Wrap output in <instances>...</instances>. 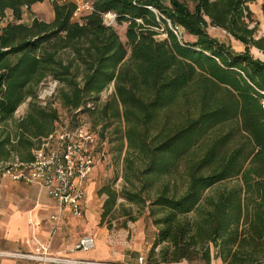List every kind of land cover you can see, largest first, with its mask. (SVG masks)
I'll return each instance as SVG.
<instances>
[{
  "label": "trees",
  "instance_id": "obj_1",
  "mask_svg": "<svg viewBox=\"0 0 264 264\" xmlns=\"http://www.w3.org/2000/svg\"><path fill=\"white\" fill-rule=\"evenodd\" d=\"M45 1L53 21L24 24V10ZM87 1L92 12L73 21V3L0 0V164L32 162L54 132L58 112L37 102L45 80L58 82L57 101L72 113L95 109L113 85V102L101 113L125 125L124 182L140 179L142 190L160 184L148 205L157 233L147 264H211L214 257L264 264V62L250 54L264 53V38H254L257 25L249 28L255 0H193L192 11L184 0ZM107 12L127 24L126 45L103 23ZM261 13L264 22V0ZM167 22L195 42L179 41ZM208 27L226 31L244 51L209 37ZM160 29L166 38L157 41ZM61 51L71 59L61 60ZM28 99L25 116L13 121ZM180 166L185 190L177 195L172 176ZM142 190L121 197L145 206ZM99 194L106 195L103 221L120 196L109 187Z\"/></svg>",
  "mask_w": 264,
  "mask_h": 264
},
{
  "label": "crops",
  "instance_id": "obj_2",
  "mask_svg": "<svg viewBox=\"0 0 264 264\" xmlns=\"http://www.w3.org/2000/svg\"><path fill=\"white\" fill-rule=\"evenodd\" d=\"M261 5L262 0H255V3L249 5V10L252 13H261ZM29 11L34 14L45 11L53 13L48 1L31 6ZM26 12L25 9L24 13ZM10 14L11 12H7V16ZM30 23L24 24L29 25ZM187 36L188 42H195L194 37ZM102 170V167L97 165L86 180L81 219L75 218L69 211H61L58 204L46 194L44 189L13 182L8 176L0 174V252L70 261L114 262L117 264H136L138 257H145L153 246L157 231H154L153 237L145 244L144 240L142 243L139 242L141 240L132 243L130 250L137 253V258L126 255L122 249L123 243L117 240L112 241L107 235L105 242L108 251L104 254H97L95 251L82 253L74 250L81 237L95 234L99 238L103 233L106 234L104 228L100 226L102 203L96 193L103 183ZM53 217L55 220L52 219ZM98 238L97 243H100ZM219 263L222 264L220 261ZM0 264L56 263L53 261L40 262L29 258H0Z\"/></svg>",
  "mask_w": 264,
  "mask_h": 264
},
{
  "label": "built area",
  "instance_id": "obj_3",
  "mask_svg": "<svg viewBox=\"0 0 264 264\" xmlns=\"http://www.w3.org/2000/svg\"><path fill=\"white\" fill-rule=\"evenodd\" d=\"M55 1L59 4L73 3L75 11L72 18L77 21L92 12V4L87 0ZM145 1L147 0H132V3L136 5ZM158 1L166 5V0ZM145 8L154 13L156 17H160V12L154 7ZM102 20L108 27L117 25V16L113 12L103 14ZM137 22L140 23V21ZM167 23L173 35L179 39L181 28L172 27L169 22ZM41 87L43 92L37 97L38 105L42 108L49 106L57 111L61 107L56 102L58 82L48 78L39 88ZM29 102L30 99L26 100L25 103ZM261 106L264 111V98L261 101ZM88 108L94 110L93 105H88ZM80 113V110L74 113L77 118L71 126L61 124L59 120L56 122L54 132L42 139L39 147L32 151V162L21 163L15 159L12 162L0 164L1 175L8 176L13 182L44 189L46 194L58 204L61 211H69L77 219L83 217L82 199L85 193L86 180L93 173L99 161L104 159V153H100L99 150L100 144L96 131L83 119H80ZM52 219L55 220L54 217ZM94 248L95 239L91 236H84L78 240L74 250L87 253ZM0 258H29L40 262L53 261L56 264H117L114 262L70 261L3 252H0ZM136 264H147V259L140 256Z\"/></svg>",
  "mask_w": 264,
  "mask_h": 264
},
{
  "label": "rangeland",
  "instance_id": "obj_4",
  "mask_svg": "<svg viewBox=\"0 0 264 264\" xmlns=\"http://www.w3.org/2000/svg\"><path fill=\"white\" fill-rule=\"evenodd\" d=\"M189 9L192 11L194 8L193 0H184ZM50 3V2H49ZM167 6V1L165 2ZM51 4V3H50ZM52 7V6H51ZM28 10L23 15L24 23H30L33 20H38L44 23H51L53 21V13H47V11L43 13H29ZM84 15V13H82ZM253 24H249V28H253L256 26L255 39L264 38V22L262 13H252ZM73 21H77L73 19ZM169 27V25H168ZM115 32L117 33L120 41L123 45H126L127 40L125 37L127 24H119L113 26ZM181 35L179 37V41L188 42V36L181 29ZM159 35L157 36V41H162L166 38L163 29L158 30ZM206 33L209 37L217 40L220 43L225 44L230 47L236 53H242L244 51V46L239 42L235 41L226 31L222 29L208 27L206 29ZM250 54L254 59L260 60L264 62V53L255 49H250ZM59 58L64 62L71 59L68 51H61L59 53ZM61 90L60 88L57 90V93ZM43 89L42 87L37 89V95H42ZM58 96L56 95V102H58ZM58 100V101H57ZM113 102V85H110L101 95L100 100L97 103L95 109L93 111H85L80 113V119H83L86 124L91 126L97 133L99 144H100V153H104V159L99 161L98 165L102 167V175H104L102 180L101 188L96 192L99 196L100 202L102 203V208L100 210V226L104 228L106 234H102L99 238L97 236L91 235L96 241V248L92 250V252H96L97 254H104L108 251V246L106 244L107 236L109 239L117 240L120 243L122 242V249L131 257L137 258V253L133 250H130V246L136 240L142 243L144 240V244L150 240L154 231H157L156 228L152 225V221L149 217L148 205L149 202L155 197L157 190L160 187L159 182L156 183L149 190H142L143 181L138 179L135 181L134 186L126 184L124 182V170L126 167L125 158L128 157V148L124 138L125 133V125L119 119H113L111 113H109V118H105L101 109L106 103ZM28 110V103L22 104L17 112L14 115L13 121H19L22 117L25 116ZM58 120L61 124H69L71 126L72 123L76 121L77 116L71 111L60 107L58 108ZM129 158H133L132 155H129ZM139 166V165H138ZM137 166V167H138ZM135 173V172H134ZM138 174V173H137ZM183 167L180 166L175 173L173 174V178L176 181V193L180 195L184 192V178H183ZM138 177L140 175L138 174ZM133 179V178H132ZM167 180L165 179V182ZM109 187L112 191H115L120 197L117 200L115 207L113 208L111 214L106 217L103 221H101V215L103 212V204L106 201V195L99 194V191L104 188ZM137 188V190H135ZM139 189L142 190V198L145 199L146 205H139L129 203L121 197V193H130V192H138ZM107 235V236H106ZM100 239V243H97V238ZM137 242V241H136ZM142 244V245H144ZM158 251V249H157ZM156 251V252H157ZM149 253L145 256L147 259ZM220 261V260H219ZM218 259L215 257L212 260L211 264H220ZM221 262V261H220ZM171 264H188L185 260L180 261L178 263Z\"/></svg>",
  "mask_w": 264,
  "mask_h": 264
}]
</instances>
